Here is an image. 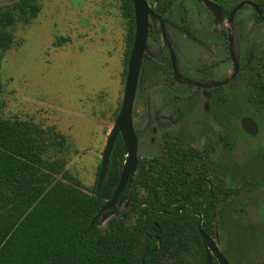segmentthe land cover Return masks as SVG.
Returning a JSON list of instances; mask_svg holds the SVG:
<instances>
[{
    "label": "rangeland",
    "instance_id": "obj_1",
    "mask_svg": "<svg viewBox=\"0 0 264 264\" xmlns=\"http://www.w3.org/2000/svg\"><path fill=\"white\" fill-rule=\"evenodd\" d=\"M15 1L0 0V7ZM219 1L229 13L243 0ZM251 1L264 4V0ZM159 4L166 6L163 18L178 71L195 77L200 66L213 63L217 76L232 74L233 65H217L219 59L228 58V50L221 46L224 39L228 41L227 34L233 39L232 53L242 60L252 54L250 75L241 70L230 101L239 110L235 124L250 116L258 122L259 132L255 137L241 136L234 148L224 145V128L210 111L208 95L171 80L173 70L159 22L151 18L133 114L138 159L160 164L154 159L161 162L172 142L228 166L227 184L234 193L220 204L212 237L230 264H256L264 258V180L255 170L257 163L264 165V100L256 102L259 97L247 84L254 71L261 69L256 58H264V22L249 4L236 12L231 24L228 14L216 23L210 10L196 0L154 1L155 11ZM186 28L201 44L185 36ZM126 29L121 0H41L37 18L16 25L15 44L1 59L2 116L33 121L62 134L63 149L56 156L52 153L53 158L62 157L65 168L85 190L97 182L122 106L128 67ZM196 162L200 165L203 160ZM136 191L146 194L139 186ZM125 214L130 216L128 223H134L129 205L122 202L118 212L102 218L100 226L105 228L111 218ZM189 245L186 260L201 264L195 239L189 238Z\"/></svg>",
    "mask_w": 264,
    "mask_h": 264
},
{
    "label": "trees",
    "instance_id": "obj_2",
    "mask_svg": "<svg viewBox=\"0 0 264 264\" xmlns=\"http://www.w3.org/2000/svg\"><path fill=\"white\" fill-rule=\"evenodd\" d=\"M259 5L262 6L261 2ZM121 6L127 27L125 59L128 65L136 30L135 10L132 0H121ZM161 7L159 4L158 11L163 15L166 8ZM40 11L41 0H17L0 7V64L3 54L15 44L16 25L32 23ZM125 71L127 74L128 67ZM254 78V82L263 81L260 75ZM2 95L0 83V264H193L185 258L191 250L189 238L195 239L202 255L201 264H206L197 214L203 216L205 232L213 236V223L222 195L218 203L206 189L202 203L191 201L187 196V218H182L180 213L149 216L148 220L157 223L156 233L161 240L157 250H152L158 248L157 241L142 240L143 234L137 225L128 223L130 216L127 214L111 218L108 227L101 228L102 218L118 211L117 206L103 213L88 231L92 218L111 200L119 184L126 160L122 136L115 141L108 172L99 190L98 178L94 187L85 190L65 168L66 161L62 157L53 158L52 153L56 156L63 149L64 136L33 121L4 118ZM217 99L221 100L220 93ZM258 99H264V94ZM228 110L226 106L219 108V112L225 114ZM229 130L230 135L225 137L227 144L243 134L241 127ZM189 154L180 145L168 142L161 163L194 161L195 156L191 159ZM148 164V160L138 161L137 174L119 197L118 202H126L132 214L140 206L147 213L151 209H173L164 195L155 196L154 192L159 185H168L165 174L168 169L162 168L160 176H155ZM255 168L264 180V165L257 164ZM175 170L180 172L181 168ZM224 173L226 170L220 169L218 185L221 191L226 189ZM137 186L145 189L146 195L139 196ZM140 220L142 229L146 219L141 217ZM256 264H264V258Z\"/></svg>",
    "mask_w": 264,
    "mask_h": 264
},
{
    "label": "flooded vegetation",
    "instance_id": "obj_3",
    "mask_svg": "<svg viewBox=\"0 0 264 264\" xmlns=\"http://www.w3.org/2000/svg\"><path fill=\"white\" fill-rule=\"evenodd\" d=\"M154 1H159V0H152L151 3L147 0L149 7L156 14V16H152V15L149 16L148 39H149V33H150V28H151L150 23H151V18H152L155 22H159V29H160V32L162 34V38L165 42V49H166V53L168 55L167 62L169 63V65L171 66V68L173 70L171 80L173 82L178 83V84L179 83L185 84L189 88H194L195 90H200V91H202V93H206L208 95V97H209V103L208 104L210 106V111L214 114L215 120H217L219 122V124H221L222 127L224 128V134L222 135V141L226 147L234 148L236 142L238 141V139L241 136H244V137H249V136L255 137V136H257V134L259 132V125H258V122L254 118H252L250 116H243L240 120V124L239 123L235 124L236 121L238 120V117H240L238 114L239 110H237L230 101L231 95H232L231 92H233V90L235 89L234 88L235 87L234 81L237 78V76L240 74L241 70L243 69L244 71H246L247 76L250 75L251 64L255 60V58L252 56V54L249 53L248 56L246 58L244 57V60H242V58L239 55L232 53L231 46L233 43V39L230 38V36H231L230 34H227V36L229 37L228 41H226L224 39L222 41L221 46L223 47V50H225V51L228 50V58L226 60L219 59L220 62H218L217 65L218 66H221V65L228 66V64L233 65L234 72L232 74H227L225 77H223L222 75L217 76L218 73L213 72V69L216 68V66L213 63L207 64L206 66L205 65L200 66L199 69L196 71L195 77L189 76L190 74L188 75L185 72L182 73V72L178 71L177 55H176L175 49L172 45V42H171V40L167 34L166 28H165V22H164L165 19L163 18L164 14L161 15L159 13V11H158L159 5L156 6L157 7L156 11L153 9L152 4ZM196 1L199 3H203L206 6V4L203 2V0H196ZM211 1L217 3L218 5H220L223 8L222 17L219 20H216L215 16L210 11L212 13V15L214 16L215 22L219 23L221 21H224V19L226 18L224 16H227V14H228V22L231 24L233 22V18H230V14H231L232 10L238 4L228 13L227 8L225 6H223L219 0H211ZM243 1H251V0H243ZM243 1H241V2H243ZM254 4H257V3H254ZM249 5L253 6L252 4H249ZM257 5L261 9V13L257 12V10L254 8L256 11V14L259 16V18H260L259 20L264 22V4L262 6L259 4H257ZM161 8L163 9L164 7H161ZM165 8H166V6H165ZM164 33L166 34L167 39L169 40L171 47L173 48V50L175 52V61H176V65H177V72L176 73H175V70H174V67L172 64V60H171L169 44L167 43V41L164 39V36H163ZM184 33H185V36L187 38H190L191 40L195 41L196 43L201 44V41L194 34L190 33L188 28H186L184 30ZM147 48H148V40H147ZM146 54H147V49L144 53L141 71L143 69V62H144ZM256 60H258V63L261 65V69L256 70V71L253 70L254 73L252 75V78L249 77L248 80H250V81L248 82L247 85L252 90H255V97H261L264 94V92H263L264 91V77H263V73H262V71H264V58L260 57V58H256ZM206 67L208 69H206ZM140 75H141V72H140ZM258 75L263 77L262 83L254 82L256 80L254 77H256ZM139 79H140V77H139ZM217 89L220 92L216 91ZM217 92L220 93L221 100L217 99V97H218ZM257 92H259L258 95H256ZM183 94L184 93H181L180 95L182 96ZM255 100H256V102H261L264 99L256 98ZM223 106H226L229 108L227 114L223 113V111L219 112V108H221ZM214 110L216 113H214ZM235 111H237V112H235ZM133 114H134V111H133ZM245 117H249L256 122L257 127H258V132L256 135H251L243 129L241 123H242L243 118H245ZM133 120H134V118H133ZM221 122L226 123L227 126H225ZM229 125H231V126H229ZM234 126L241 127V129L243 130V134L239 135L237 139H234L231 144H227V142L225 141V137L230 135L229 128L230 127L233 128ZM169 143H172V142H169ZM177 145H179V144H177ZM180 147L182 148V150L186 151L187 154H189V152L191 151L192 155L195 156V158H193L194 161L188 162V163L184 162L182 164L161 163V162H159L160 164H154L153 162H150V164H148V166L152 169V172H154L155 176H160L162 168L168 169V171L165 172L167 179L169 180L168 185L167 186L159 185L154 192L156 193L155 196L164 195L165 200L170 202L169 207L173 208V209L168 210V211H166V210H152L151 209V211H149L147 213V212H144L141 209L142 206H140L139 209L133 213V217H134L133 225H137L139 232L143 234L141 236V239L146 240V238H148L151 240V242H153L154 240L157 241L158 248H153L152 250H157L160 248L161 240L157 236V233H156L157 223L154 222L153 220L152 221L148 220L149 216L156 217V216H160L161 214H163V215L169 214L170 215L172 213H180L182 218H187V211H186V208L188 207L187 196L190 197L191 201H197L199 203H202L203 201H205L204 200V189H206L207 193L212 194L215 202L218 203L220 195L223 196V199H222V201H223L230 194V192L234 193V192H232L233 190L231 188L230 189L228 188V184H227L228 176H229L228 175L229 174L228 173V171H229L228 166L222 164L221 162L208 161L206 159V155H204V152L199 151V150H194L192 147L184 148L181 145H180ZM192 155L189 154V157H191V159H192ZM197 159H202L203 160L202 164L199 165L196 162ZM138 161H139V159H138ZM157 165H158V167H157ZM177 168H181V171L177 172L175 170ZM220 169L226 170V173H224V174H226V189H223L222 191L220 190V187L218 185V178L220 176ZM137 172H138V168H137L135 175L137 174ZM141 189H143V188H141ZM143 190H145V189H143ZM145 192H146V190H145ZM139 196L143 197L144 195L139 194ZM122 202L123 201H120L117 203L116 206L118 207V209H119L120 205L122 204ZM180 203H182V205H180ZM126 206H127V204H126ZM201 207H202V205H201ZM218 209H219V207H217V210H216V217L218 215ZM115 212H118V211H115ZM197 216H199V219H200V217L203 218V216L200 214H197ZM141 217H144L146 219L144 222V223H146V225H144L142 227V229L140 228V225H139L140 221H141L140 220ZM107 227H108V222H107V226L105 228H107ZM213 229H214V226H213ZM146 254H148V253H146ZM164 264H168V263H164ZM213 264H219L217 259L214 257H213Z\"/></svg>",
    "mask_w": 264,
    "mask_h": 264
},
{
    "label": "water",
    "instance_id": "obj_4",
    "mask_svg": "<svg viewBox=\"0 0 264 264\" xmlns=\"http://www.w3.org/2000/svg\"><path fill=\"white\" fill-rule=\"evenodd\" d=\"M132 2L135 10L136 30L133 47L128 61V72L125 84V92L121 109L116 117L115 123L108 137L107 145L102 155L98 175L97 190H99L106 177L110 162V156L114 148L115 141L119 135L122 136V139L124 141L126 160L124 162V166L121 172L119 184L111 200L107 201L101 207L99 212L92 218L88 231L91 230L96 220H98L103 215V213L117 205L120 195L124 192L127 184L132 180V177H134L138 168V137L134 128L133 111L142 67V61L144 53L147 49L149 16H156V14L149 7L147 0H132ZM203 2L213 13L216 20L221 19L223 8L220 5L215 2H212L211 0H203ZM244 4H252L257 10V12L261 13V9L257 4H254L252 1H243L232 10L230 18H233L235 13L239 9H241ZM163 36L169 44L171 60L176 73L177 65L175 61V52L171 47V44L167 39L165 33ZM241 124L243 129L247 133L251 135L257 134L258 127L253 119L245 117L243 118ZM202 222L203 218L200 217L197 226L206 254V264H213V257L217 259L219 264H230L229 260L221 252L214 239L205 232L202 226Z\"/></svg>",
    "mask_w": 264,
    "mask_h": 264
}]
</instances>
